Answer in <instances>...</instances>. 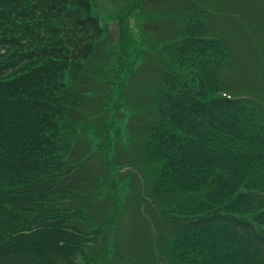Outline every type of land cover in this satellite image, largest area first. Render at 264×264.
<instances>
[{"label":"trees","instance_id":"obj_1","mask_svg":"<svg viewBox=\"0 0 264 264\" xmlns=\"http://www.w3.org/2000/svg\"><path fill=\"white\" fill-rule=\"evenodd\" d=\"M213 1H127L181 25L110 70L93 0H0V264H264V9Z\"/></svg>","mask_w":264,"mask_h":264},{"label":"rangeland","instance_id":"obj_2","mask_svg":"<svg viewBox=\"0 0 264 264\" xmlns=\"http://www.w3.org/2000/svg\"><path fill=\"white\" fill-rule=\"evenodd\" d=\"M127 1L129 0H93V6L94 10L97 13V15L103 20L104 27L108 29V34L106 35V39L103 40L102 43L97 45L98 52H99V58H100V64L104 62H108V68L111 70H114L117 68L119 65L118 62V57L121 55V49H122V33L121 29L126 32L127 30L132 32L133 37H131V42L134 41L135 39H140V37L143 36V31H145L143 26H139V24H145V23H150V24H155L158 20V22L161 24L158 28L159 34L165 35L167 34L168 28L167 26L175 27L177 29L180 28L181 21L177 20L175 18H170L168 21L166 19L162 18L164 16L163 12L158 10L157 8H150L151 10L147 9H142V8H137L136 10L133 11L132 17L126 21V23H122L121 25L119 24L117 20V16L119 15L121 10H124L125 7H127ZM135 2V0H132ZM230 1V2H229ZM225 3V7H222L223 5L221 3ZM218 13L222 12H231L232 14L229 16L228 13L219 23L216 22L214 27L215 34L213 35H221L222 32H224L226 29L228 30L231 26L229 24V18L227 17H234L235 14L239 10H243L244 8H249L254 13L260 12L264 9V2L263 0H214L211 5ZM223 8V9H222ZM226 10V11H225ZM145 17V19H151L149 16L153 15L156 19L155 21L152 22H147V21H142L141 18L137 20L139 17ZM243 24H249V21L247 19L242 20ZM219 33V34H218ZM126 37V48L131 50L130 48V43L129 39ZM130 52V51H129ZM126 59H123V62H125ZM143 58L142 60L137 64L136 67H138L141 63H143ZM99 61L97 60L96 64H98ZM143 72L150 73L149 69L143 70ZM111 75V74H110ZM226 75H229L228 73ZM151 76V75H150ZM152 78H148L147 80H150ZM105 212H100L99 213V218H105ZM130 213H127L125 215L126 220H124L122 223L127 227V228H132L134 231V234L132 233L131 239L128 241H123V243H120L118 241L117 246L121 248H125L127 251H129V248L132 245H138L139 242L143 243L142 240H146L147 236H149L150 231L147 226L141 225L139 228V232L137 228L133 227V222L130 220ZM96 225V224H93ZM117 230V228L115 229ZM115 230L113 232H115ZM109 235V234H108ZM107 236L106 232L99 234L97 237H95L94 242L88 247L87 252L81 256H78L75 259V264H106L108 260L103 259L102 257H98L99 252L103 248L102 241L103 239ZM106 240V238H105ZM107 243V240H106ZM113 248V247H112ZM132 251H135V248L131 249ZM121 253V251L118 249ZM96 257V258H94Z\"/></svg>","mask_w":264,"mask_h":264}]
</instances>
